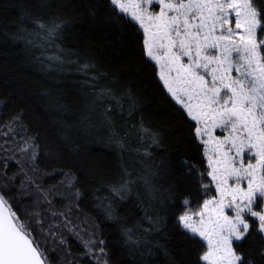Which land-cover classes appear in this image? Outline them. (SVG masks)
Returning <instances> with one entry per match:
<instances>
[{
    "label": "snow or ice",
    "instance_id": "snow-or-ice-1",
    "mask_svg": "<svg viewBox=\"0 0 264 264\" xmlns=\"http://www.w3.org/2000/svg\"><path fill=\"white\" fill-rule=\"evenodd\" d=\"M36 7L39 11L26 15L22 23L27 26L16 38L39 52V63L80 75L85 108L75 124L65 126L66 138L73 130L102 132L103 142L118 153L117 177L96 191L108 193V203L100 201L108 219H117L114 205L133 196L143 208L136 224L122 229L125 242L149 254L160 248L153 238L167 227V218L160 214L163 206L181 185L195 183V206L186 197L183 210L172 215L173 227L197 251L196 264H264V0H96L87 5L93 17L106 13L104 22L132 29L141 65L150 68L173 107L179 106L177 112L202 160L199 167L181 161L178 169L163 159L156 161L149 151L161 146L162 137L145 127L142 116L136 118L139 105L128 81L64 45L70 19L54 3ZM114 112L126 114L121 124ZM18 120L14 117L13 123ZM35 139L25 140L18 149L28 156L32 175L24 170L25 162L17 160L19 173L0 176V264H54L47 240L42 244L38 239L41 234L58 235L54 226L45 228L48 217L41 211L22 217L13 203L18 197L31 198L35 189V209L41 201L51 205L48 197L55 194L36 183L40 146ZM17 175L24 177L19 189L14 184ZM57 215L65 213L52 214ZM57 242L66 243L62 234ZM84 249L83 255L94 258L95 264H109L101 259L108 255L104 240H89ZM167 264L182 261L170 257Z\"/></svg>",
    "mask_w": 264,
    "mask_h": 264
},
{
    "label": "trees",
    "instance_id": "trees-1",
    "mask_svg": "<svg viewBox=\"0 0 264 264\" xmlns=\"http://www.w3.org/2000/svg\"><path fill=\"white\" fill-rule=\"evenodd\" d=\"M41 2L54 3L55 8L70 19L63 41L68 49L78 52L82 59L92 58L102 69L118 74L121 81H128L139 105L136 118L142 116L145 127L161 134V146L149 149L156 161L163 159L173 169H178L181 161L199 167L202 160L187 126L180 119L178 106L173 107L174 102H170V97L166 98L162 86H157L150 68L141 65L132 29L121 30L115 24L104 22L106 13L93 17L87 5L96 0H0V176L5 172L8 177L19 173L17 160L24 161V170L32 175L28 156L18 149L24 147L25 140L36 138L35 143L40 146L36 183L43 190H54L55 193L48 197L51 205L41 201V207L33 209L36 200L33 189L31 198L18 197L13 202L15 210L22 217L32 211H41L48 217L45 228L54 226L58 235L46 237L41 234L38 239L42 244L47 240L54 264H95L94 258L83 255L84 243L101 239L105 241L108 254L101 259H108L109 264H167L170 257L181 260L182 264H196L197 251L173 227L172 215L183 210L186 197L192 201L191 206H195L192 195L197 187L195 183L181 185L174 199L166 201L160 214L167 218V227L153 238V244L158 243L161 247L154 248L151 254L143 247L126 243L122 235L124 227H133L144 215L135 196L114 205L117 219H108L105 215L100 201L106 205L108 201L104 197L108 193L96 189L101 183L107 184L117 177L118 153L103 142L102 132L85 134L73 130L70 139L66 138L65 126L75 124L85 108L80 75L74 71L57 72L39 63L35 59L39 52L26 40L16 38L20 28L27 26L22 23L26 15L39 11L36 5ZM125 66L126 70L120 71ZM136 68L140 70L136 71ZM57 104L61 106L59 111ZM113 115L121 124V117L126 114L114 112ZM17 116L19 120L13 123ZM10 156L14 158L8 159ZM125 160H129L127 153ZM6 162L7 168L4 167ZM21 179H24L22 175L16 176L14 184L17 189L21 187ZM167 186L164 183V187ZM53 213L65 215L53 218ZM61 234L66 241L64 245L57 242ZM54 248L55 252L52 251Z\"/></svg>",
    "mask_w": 264,
    "mask_h": 264
},
{
    "label": "rangeland",
    "instance_id": "rangeland-1",
    "mask_svg": "<svg viewBox=\"0 0 264 264\" xmlns=\"http://www.w3.org/2000/svg\"><path fill=\"white\" fill-rule=\"evenodd\" d=\"M179 107V106H178ZM219 134V133H218Z\"/></svg>",
    "mask_w": 264,
    "mask_h": 264
}]
</instances>
